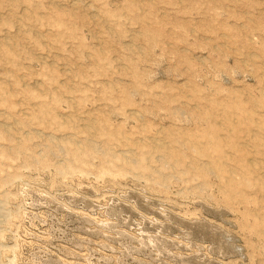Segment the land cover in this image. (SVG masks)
I'll use <instances>...</instances> for the list:
<instances>
[{"label": "rangeland", "instance_id": "374dc122", "mask_svg": "<svg viewBox=\"0 0 264 264\" xmlns=\"http://www.w3.org/2000/svg\"><path fill=\"white\" fill-rule=\"evenodd\" d=\"M0 264H264V0H0Z\"/></svg>", "mask_w": 264, "mask_h": 264}, {"label": "bare ground", "instance_id": "6f19581e", "mask_svg": "<svg viewBox=\"0 0 264 264\" xmlns=\"http://www.w3.org/2000/svg\"><path fill=\"white\" fill-rule=\"evenodd\" d=\"M9 126V125H8ZM231 181V180H230Z\"/></svg>", "mask_w": 264, "mask_h": 264}]
</instances>
